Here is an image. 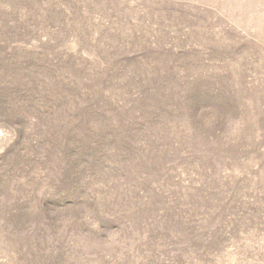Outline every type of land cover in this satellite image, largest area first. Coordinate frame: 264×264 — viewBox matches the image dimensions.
I'll list each match as a JSON object with an SVG mask.
<instances>
[{
    "label": "rangeland",
    "instance_id": "374dc122",
    "mask_svg": "<svg viewBox=\"0 0 264 264\" xmlns=\"http://www.w3.org/2000/svg\"><path fill=\"white\" fill-rule=\"evenodd\" d=\"M0 264H264V0H0Z\"/></svg>",
    "mask_w": 264,
    "mask_h": 264
}]
</instances>
